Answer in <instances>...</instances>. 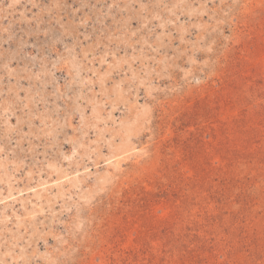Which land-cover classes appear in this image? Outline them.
Wrapping results in <instances>:
<instances>
[{"label":"rangeland","instance_id":"1","mask_svg":"<svg viewBox=\"0 0 264 264\" xmlns=\"http://www.w3.org/2000/svg\"><path fill=\"white\" fill-rule=\"evenodd\" d=\"M0 264H264V0H0Z\"/></svg>","mask_w":264,"mask_h":264}]
</instances>
